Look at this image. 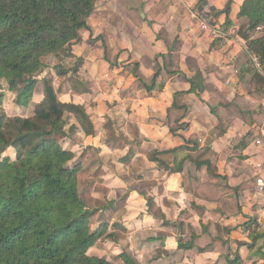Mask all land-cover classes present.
I'll return each mask as SVG.
<instances>
[{
	"label": "crops",
	"instance_id": "obj_1",
	"mask_svg": "<svg viewBox=\"0 0 264 264\" xmlns=\"http://www.w3.org/2000/svg\"><path fill=\"white\" fill-rule=\"evenodd\" d=\"M245 1L97 0L88 19L89 28L79 30L81 40L73 45V54L83 59L78 74L86 88L78 92L69 82L68 88L61 92V87L55 85L62 102L83 105L98 126L120 109L130 121L143 125L145 137L153 140H170V120L174 124V119L181 115L179 109L170 112V108L185 107L186 112L178 121L189 125L179 131L182 143L192 139L199 147L209 148L210 158L218 167L212 172L226 177L223 184L242 190L237 199L241 210L237 214L223 212L219 203L198 201L202 209L216 213L202 223L210 220L225 223L237 218L234 221L241 223L231 227L230 240L233 250H239L242 258L239 264H264L261 256L252 254L264 245V236L257 240L252 251L248 245H240L252 242L253 228L246 224L249 221L264 233L262 198L254 183L258 156L253 144L255 134L264 127V98L249 92L255 74L264 75V64L248 46L249 39L256 41L263 37L264 24L249 28L250 18L240 15ZM202 15L218 33L201 28ZM38 78L34 104L44 98L42 77ZM56 80L60 81L61 76L55 75ZM147 86L152 88L149 90ZM241 111L247 115L242 117ZM219 124H224L222 134L216 129ZM63 144L75 152L67 147L68 141L63 140ZM164 146L165 143L160 150H169ZM259 220L262 225L256 224ZM200 221H197L199 232ZM138 234L143 232L136 228L134 235ZM171 240L176 247L170 244ZM145 249H150V257L142 252ZM158 251L162 254L154 257ZM131 255L139 264L146 258L151 260L149 264H216L222 260L218 251L180 249L178 238L168 236L138 245ZM224 259L228 264V259Z\"/></svg>",
	"mask_w": 264,
	"mask_h": 264
},
{
	"label": "trees",
	"instance_id": "obj_2",
	"mask_svg": "<svg viewBox=\"0 0 264 264\" xmlns=\"http://www.w3.org/2000/svg\"><path fill=\"white\" fill-rule=\"evenodd\" d=\"M96 3L97 0H0V79H6L9 90L16 93L15 103L19 107L31 108L25 117L7 115L3 108L5 93L0 91V264H112L104 257L89 254L100 238L113 233H108L107 222L93 228L95 214L78 188L82 164L75 161L76 153L63 144L69 118L65 112L75 115L87 135L94 133L92 119L83 105L62 102L50 77L42 78L43 100L33 102L38 77L51 65L59 76L68 77L76 91L85 90L86 83L78 74L83 59L73 54L72 46L81 40L79 30L89 28L88 19ZM240 15L250 18L249 28L264 24V0H246ZM248 43L264 64V35L256 41L249 39ZM249 92L264 98L263 74H255ZM170 109L181 111L174 124L170 120V131L188 128V123L178 124L186 108L173 105ZM240 115L247 113L241 111ZM75 128L73 124L69 130ZM10 147L16 150L14 158L4 155ZM177 152L155 150L150 159L161 166L174 164L186 187L208 198L200 191L206 183L194 187L197 176L191 168H210L211 160H202L200 155L178 160ZM224 187L238 191L230 185ZM226 205L222 211L230 214L241 209L239 203ZM248 223L253 228L252 242L240 245L246 244L252 251L264 233L254 228V222ZM231 232V227L210 220L202 223L201 232L194 228L183 230L178 248H197L202 253L218 251L228 259V264H239L242 258L239 250H233ZM263 247L252 254L264 260ZM119 257L124 264H139L126 251Z\"/></svg>",
	"mask_w": 264,
	"mask_h": 264
},
{
	"label": "rangeland",
	"instance_id": "obj_3",
	"mask_svg": "<svg viewBox=\"0 0 264 264\" xmlns=\"http://www.w3.org/2000/svg\"><path fill=\"white\" fill-rule=\"evenodd\" d=\"M52 66L45 69L41 77L52 78L54 84L57 83L61 87L62 92L70 85L69 79L61 76L60 81H55V75H59ZM0 91L5 93L3 108L7 115L25 117L30 114L31 108L19 107L15 103L16 93L9 90L6 79H0ZM115 111V116H108L100 122V126L92 121L94 133L91 135L86 134L75 115L65 112L69 118L63 140L69 142L67 147L75 150V161L82 164V170L78 173V188L88 208L95 214L92 226L95 228L100 222H107L108 233H113L100 238L89 250L90 255L104 257L112 264H124L119 257L122 251L131 255L132 249L138 245L144 246L158 237L177 239L181 237L183 230L188 232L191 228H196L200 231L201 227L197 221L201 220L202 223L204 219L206 221L216 213H212V209L205 211L198 201H211L209 205L219 203L222 209L224 203H238L237 199L242 195V190L238 189L236 192L224 187L226 177L212 172L218 167L216 161L210 158L212 154L204 151L206 147H199L196 140L192 139L182 143L184 139L179 131L186 130L185 128L171 132L168 141L153 140L145 137L146 130L143 125L130 121L128 116L120 113V109ZM73 124L76 128L69 130ZM216 129L224 130V124H219ZM163 143L164 147L177 149V157L181 159L187 155H200L202 160H211L210 169L206 170L207 165L198 170L195 167L190 169L197 176V181L193 182L194 187L206 183L200 191L208 198L195 194L192 187L188 189L182 174L177 172L174 164L161 166L150 159V155L155 150H160ZM15 151L10 147L4 155L14 158ZM234 220L237 218L230 219V222L224 221V224L229 223L228 226L235 227L237 223H241ZM136 228L143 234L134 235ZM170 244L176 247L173 240ZM142 252L150 257V249ZM161 254L162 251H158L154 257ZM224 258L226 257L222 255V260L216 264H227ZM150 261L146 258L142 264H149Z\"/></svg>",
	"mask_w": 264,
	"mask_h": 264
},
{
	"label": "built area",
	"instance_id": "obj_4",
	"mask_svg": "<svg viewBox=\"0 0 264 264\" xmlns=\"http://www.w3.org/2000/svg\"><path fill=\"white\" fill-rule=\"evenodd\" d=\"M200 25L204 30H210L213 34L218 33V30H214L213 25L205 15L201 16ZM253 144L256 146V154L258 156L254 163L256 170L254 183L256 191L261 194V211L264 214V127H261L255 134ZM257 224L262 225V222L259 220Z\"/></svg>",
	"mask_w": 264,
	"mask_h": 264
}]
</instances>
